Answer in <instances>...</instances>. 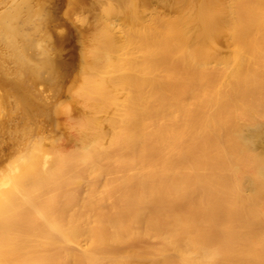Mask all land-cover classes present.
<instances>
[{
    "label": "bare ground",
    "instance_id": "1",
    "mask_svg": "<svg viewBox=\"0 0 264 264\" xmlns=\"http://www.w3.org/2000/svg\"><path fill=\"white\" fill-rule=\"evenodd\" d=\"M49 3L0 0V264H264V0Z\"/></svg>",
    "mask_w": 264,
    "mask_h": 264
},
{
    "label": "rangeland",
    "instance_id": "2",
    "mask_svg": "<svg viewBox=\"0 0 264 264\" xmlns=\"http://www.w3.org/2000/svg\"><path fill=\"white\" fill-rule=\"evenodd\" d=\"M48 6H49L48 8H49L51 15L54 14L53 16H51V19L54 17H62L61 14L64 11L62 0H50V3ZM47 24H48L49 28H51L53 25L51 20H49ZM63 27L60 28V29H62L59 32V33H61V35H59V33H57L56 27L51 28L52 34H54V36L57 39H59L57 41V44H56L57 48L54 49L55 53L58 52L57 53L58 54L57 60H58V62L60 61L59 62L60 65L58 63L59 73L56 76L55 81H52L51 83L42 81L44 83L43 84L41 81L35 82V80H33L34 82L32 81V84H31L35 90H41L44 94H48L50 97L49 102H51V103L53 102V105L58 103L59 101H61L64 98L66 87L71 83V81L74 79V77L76 76V73H77V63H78L77 59H76V58H78L77 57V51H78L77 43L75 42L74 37L69 35L68 30H67L68 28L66 27V25H65L64 29H63ZM61 37H63V39H62L63 41L60 42ZM62 49H63V51H62ZM60 69H62V70H60ZM61 77L63 80L61 79ZM1 79H2V82H1ZM6 81H7V79L0 75V93H2V91L9 90L8 86L4 85ZM56 81H57V83H56ZM13 83H16V88L20 89V95L25 97L30 105H33V104H31L32 103L31 101H33V100L30 98L31 97L30 93L27 90V87L25 85H23V82H19V80H14ZM45 83H46V85H45ZM56 84H58L60 86L57 85L58 86L57 87ZM54 89H56V90H54ZM55 91H57V92H55ZM48 122L49 123L46 122L44 124V127L47 128V132H45V134H51L54 132V124L51 123L50 120ZM254 206H255V204H254Z\"/></svg>",
    "mask_w": 264,
    "mask_h": 264
}]
</instances>
